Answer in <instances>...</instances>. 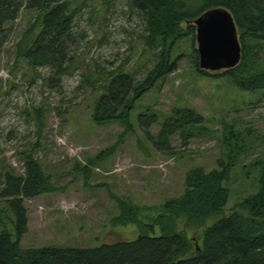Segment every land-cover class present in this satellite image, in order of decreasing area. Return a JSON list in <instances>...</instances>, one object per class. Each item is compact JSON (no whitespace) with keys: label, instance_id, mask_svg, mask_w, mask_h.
Returning a JSON list of instances; mask_svg holds the SVG:
<instances>
[{"label":"rangeland","instance_id":"374dc122","mask_svg":"<svg viewBox=\"0 0 264 264\" xmlns=\"http://www.w3.org/2000/svg\"><path fill=\"white\" fill-rule=\"evenodd\" d=\"M20 1L17 19L0 33V233L15 235V214L1 195L4 174L25 175L29 156L49 178L46 191L23 198L22 250L96 248L162 232L185 233L195 250L208 226L234 212L248 214L240 204L258 193L264 162V89L245 90L224 70L202 74L193 62L196 36H185L174 45L175 70L137 97L126 120L96 123L93 108L107 73L121 70L139 82L156 62L141 14L131 0H75L74 62L49 87L48 67L32 68L17 57L37 12L27 9L29 0ZM258 67L264 71V59ZM174 108L191 109L203 121L186 141L175 133L170 150L158 151L139 116L158 115L149 128L156 137ZM220 164L228 169L226 206L200 225L185 226L167 202L184 193L190 170L209 172Z\"/></svg>","mask_w":264,"mask_h":264},{"label":"trees","instance_id":"16d2710c","mask_svg":"<svg viewBox=\"0 0 264 264\" xmlns=\"http://www.w3.org/2000/svg\"><path fill=\"white\" fill-rule=\"evenodd\" d=\"M75 0H29L27 9L36 10L34 22L17 45V57L32 68L48 67L49 87H56L68 73L73 61V49L78 42L75 33ZM144 22L147 48L156 51V62L146 76L137 82L130 74L118 70L107 73L104 93L93 108L92 119L104 123L126 120L133 102L149 91L159 79L175 70L177 61L172 52L176 41L185 36L195 38V20L214 7L227 8L237 25L241 45L240 63L223 71L245 90L264 89V71L257 70L264 57V0H131ZM23 3L20 0H0V33L5 25L14 22ZM187 28H181L182 23ZM194 64L198 66V53ZM211 75L206 70H199ZM159 121L155 113L141 114L139 125L158 151L170 150V138L179 133L184 141L203 117L191 109L174 108L163 120L156 137L150 126ZM141 145V143H140ZM142 149V147H141ZM206 172L195 167L185 177V191L167 202V209L183 219L185 226L200 225L205 218L220 213L227 204L228 188L222 185L228 169ZM2 196L15 214V235L0 233V264H264V162L261 164L259 191L245 199L240 207L248 214L234 212L208 226L201 244L193 249L183 232H162L159 236L141 234L133 241L103 244L96 248L42 247L22 250L21 239L27 230V213L23 198L46 191L47 180L39 164L30 156L25 175L4 174Z\"/></svg>","mask_w":264,"mask_h":264},{"label":"water","instance_id":"95a60500","mask_svg":"<svg viewBox=\"0 0 264 264\" xmlns=\"http://www.w3.org/2000/svg\"><path fill=\"white\" fill-rule=\"evenodd\" d=\"M194 25L200 69L227 70L240 63L238 29L227 8L214 7L206 10L195 20Z\"/></svg>","mask_w":264,"mask_h":264}]
</instances>
